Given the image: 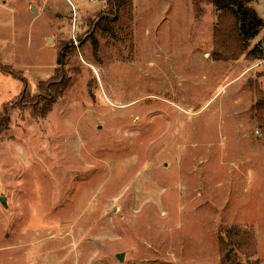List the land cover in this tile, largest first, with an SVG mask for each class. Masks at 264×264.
<instances>
[{"label":"rangeland","instance_id":"1","mask_svg":"<svg viewBox=\"0 0 264 264\" xmlns=\"http://www.w3.org/2000/svg\"><path fill=\"white\" fill-rule=\"evenodd\" d=\"M198 3L133 0L100 34L107 0H0V62L28 81L0 68V264H219L227 228L264 264V36L215 59Z\"/></svg>","mask_w":264,"mask_h":264},{"label":"trees","instance_id":"2","mask_svg":"<svg viewBox=\"0 0 264 264\" xmlns=\"http://www.w3.org/2000/svg\"><path fill=\"white\" fill-rule=\"evenodd\" d=\"M200 0H195L198 5ZM217 10V22L213 29V55L218 60H236L248 49L249 43L264 27V19L249 5L254 0H213ZM133 14V0H107V9L97 15L98 20L92 30L100 34L112 33L116 27L122 28ZM261 47L264 49V37ZM259 41V42H260ZM258 42V43H259ZM256 44L248 54H254L260 44ZM74 47H64L59 55L58 64L63 66L71 57ZM0 68L18 77L23 82L21 97L28 94V81L20 72L0 62ZM61 70V67H59ZM58 68V70H59ZM257 125L264 131V95H257L254 104ZM6 117V116H5ZM3 117V118H5ZM3 118L0 117V120ZM5 118L4 122L7 123ZM220 238L221 261L219 264H254L244 260L238 253L240 248L253 250V239L238 228H227Z\"/></svg>","mask_w":264,"mask_h":264},{"label":"crops","instance_id":"3","mask_svg":"<svg viewBox=\"0 0 264 264\" xmlns=\"http://www.w3.org/2000/svg\"><path fill=\"white\" fill-rule=\"evenodd\" d=\"M258 2H259V0H254V2L250 4V6L253 7V8L256 10V12L258 13V15L261 16V17L264 19V13H262V12L257 8V6H256ZM261 34L264 36V27L261 29V31L259 32V34H258L257 36H259V35H261ZM257 36H256V37H257ZM256 37H255V38H256ZM255 38H254V39H255ZM252 40H253V39H252ZM250 50H251V49H250Z\"/></svg>","mask_w":264,"mask_h":264},{"label":"water","instance_id":"4","mask_svg":"<svg viewBox=\"0 0 264 264\" xmlns=\"http://www.w3.org/2000/svg\"><path fill=\"white\" fill-rule=\"evenodd\" d=\"M5 199L4 198H2V201H4ZM123 257H124V255L123 254H121V255H119V258L120 259H123Z\"/></svg>","mask_w":264,"mask_h":264}]
</instances>
